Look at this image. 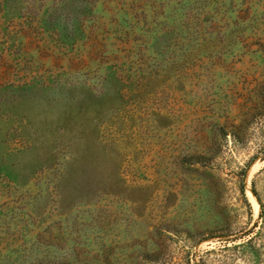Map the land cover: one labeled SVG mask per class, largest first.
I'll return each mask as SVG.
<instances>
[{
    "label": "rangeland",
    "instance_id": "rangeland-1",
    "mask_svg": "<svg viewBox=\"0 0 264 264\" xmlns=\"http://www.w3.org/2000/svg\"><path fill=\"white\" fill-rule=\"evenodd\" d=\"M0 264H264V0H0Z\"/></svg>",
    "mask_w": 264,
    "mask_h": 264
}]
</instances>
